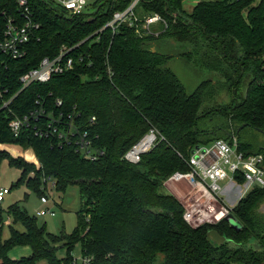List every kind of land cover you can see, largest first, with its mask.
Returning <instances> with one entry per match:
<instances>
[{
	"label": "trees",
	"instance_id": "obj_1",
	"mask_svg": "<svg viewBox=\"0 0 264 264\" xmlns=\"http://www.w3.org/2000/svg\"><path fill=\"white\" fill-rule=\"evenodd\" d=\"M184 1L144 0L146 8L171 19L170 27L151 39L131 26L115 32L105 26L113 10L124 9L130 0H105L91 13L71 12L56 0H27L24 7L18 0H0V30L8 18L32 22L23 58L10 60L0 53V84L6 96H13L9 107L0 109V145L31 149L38 160L16 157L0 146V163L7 159L21 169L12 187L26 185L42 197L49 181L59 192L77 184L82 196L76 228L61 235L15 202L6 208L12 222L4 236L0 202V264H264V186L233 207L242 224L238 230L225 219L190 224L183 204L163 191L171 174L189 170L197 145L236 137L242 151L264 154V144L246 131L264 134L259 130L264 131V0H199L190 14ZM165 42L179 43V53L161 48ZM63 48L70 50L75 66L22 89L20 77ZM175 54L210 72L192 92L165 66ZM40 105L46 114L16 136L11 116L23 117ZM212 115L222 122L201 126ZM50 120L69 137L54 132ZM151 127L165 139L138 163L130 162L127 151ZM80 131H88L102 152L96 158L79 149ZM211 229L229 241L213 243ZM251 237L258 247L244 249ZM78 242L81 262L73 255ZM232 242L238 246L231 247ZM17 246H29L31 253L11 257ZM59 247H66V256H57Z\"/></svg>",
	"mask_w": 264,
	"mask_h": 264
},
{
	"label": "built area",
	"instance_id": "obj_2",
	"mask_svg": "<svg viewBox=\"0 0 264 264\" xmlns=\"http://www.w3.org/2000/svg\"><path fill=\"white\" fill-rule=\"evenodd\" d=\"M18 1L21 6H26L27 0ZM56 1L75 13L95 12L105 2V0ZM143 3L144 0H130L124 9L113 10L112 16L105 26L112 28L115 32L120 26L127 25L134 27L135 31L140 35L151 39L159 38L170 27L171 19L160 12L149 10ZM177 17V13L172 15L173 23L177 21ZM31 28V21L16 23L13 19L8 18L5 27L0 30V53L6 54L10 60L23 58L27 54L26 45L31 39ZM69 51V49L63 48L55 58L44 57L37 67L25 72L20 77L22 89L32 82H45L53 74L63 73L66 70L72 69L75 66V62L72 56H68ZM7 92L8 90L1 87L0 84V109L9 107L13 100V96L10 98L6 96ZM61 104L62 100L58 99L57 105ZM45 114L44 108L40 105L37 109L30 111V113L25 114L23 117L15 114L12 115L9 120V126L12 132L18 136L24 126L29 125L32 119L38 120ZM69 117L73 119V114H69ZM95 120L96 117L93 116L91 121ZM55 123L54 120H50L49 126L53 127L54 132L59 133L62 138L67 139L69 132L64 128L59 129ZM70 128H72V125H70ZM163 139H165V136L157 128L151 127L127 151L125 155L126 159L132 163H138L143 154L149 152ZM78 144L79 149L87 157L94 159L102 153L94 147L93 140L89 136L88 131L79 132ZM196 147L193 149L194 151L192 150L191 156L188 159L189 170L175 171L165 180L164 186L169 187L167 184L172 183H185L189 186L188 200L192 196H198V199H203L206 203L221 202L222 209L213 213L218 221L225 219L233 209V206L227 205L222 197L226 190L245 187V192H249L255 187L264 186V154L242 151L239 148L236 137H233L232 140L216 139L210 143L199 145V148ZM240 178L244 179V183L239 181ZM222 180L227 181L225 186L220 182ZM9 191L10 188L8 187L0 188V202L4 200L5 194L9 193ZM41 200L43 203L49 201L46 195L42 196ZM181 202L185 208L184 219L192 225H198L194 224L192 220L194 221L200 216L209 214L204 206H197L196 203H190L186 199ZM53 212L50 209H42L37 214L47 215Z\"/></svg>",
	"mask_w": 264,
	"mask_h": 264
},
{
	"label": "rangeland",
	"instance_id": "obj_3",
	"mask_svg": "<svg viewBox=\"0 0 264 264\" xmlns=\"http://www.w3.org/2000/svg\"><path fill=\"white\" fill-rule=\"evenodd\" d=\"M198 2L199 0H185L183 3V9L186 13L190 14ZM161 48L166 51L172 50L173 53H179L181 45L176 42H165L163 43ZM165 66L170 67L177 72L189 92L194 91L203 80L209 77L210 74V72L206 69L200 68L195 63L187 60L179 54L171 56L166 61ZM210 77L212 78V76ZM219 97H221V95ZM221 98H224V96ZM221 98L219 101H222ZM206 104L211 105L212 103ZM222 120L223 119L221 116L212 115L203 119V121L201 122V126L210 127L219 124L220 122H222ZM246 131L249 136L252 135L254 137V141L260 144H264V134L257 132L252 128H247ZM0 146L1 148L8 150L12 155L16 157L24 156L27 160L38 163L35 153L31 149L25 150L19 145ZM20 175L21 169L15 166H11L8 163L7 159H4L0 163V188H10L9 193L5 194L4 200L1 202V205L5 209L4 236L7 237L9 235V224L12 222V217L6 212V208L15 202H19V204L23 208L27 209L29 214L37 216L39 224H45L47 230L51 233L56 235H61L62 233H71L77 226L78 212L81 209L82 196L79 186L77 184H71L68 186L65 192H59L53 187L52 181H49V183L46 185V193L49 201L47 203H43L41 200V196L28 186L21 185L18 187H12V185L16 183L20 178ZM220 182L223 186L227 184L226 180H222ZM167 185H169L172 191L167 186H164L163 191L166 193H172L180 202L186 199L190 203H196L197 206L206 207V211L209 214L206 216H200L194 221L192 220L194 224L201 225L206 223L215 225L221 221H218L215 218V214H213L214 211L222 209L221 202L217 203L214 201L206 203L203 199H198V196H192L190 197V200H188V185H186L185 183H172ZM245 190V187H237L235 190L229 189L225 191L222 197L224 198V201L227 205L234 207L239 201L241 195H243L242 197H244L249 193L248 191L245 192ZM42 209H50L54 212L47 215H38L37 212ZM16 226L19 229H23V226L19 223L16 224ZM230 245L231 247L238 246L234 242H232ZM241 246L244 247V249L257 248V239L255 237H251L246 241V243L242 244ZM28 247L29 246H17L10 251V256L13 258H19L22 255H29L31 253V248ZM66 253V247H59L57 250L58 257H64L66 256ZM73 255L78 259L79 262H81L82 244L80 242L75 244Z\"/></svg>",
	"mask_w": 264,
	"mask_h": 264
},
{
	"label": "water",
	"instance_id": "obj_4",
	"mask_svg": "<svg viewBox=\"0 0 264 264\" xmlns=\"http://www.w3.org/2000/svg\"><path fill=\"white\" fill-rule=\"evenodd\" d=\"M153 51H156V46L153 47ZM261 132L264 133L263 130L259 129ZM196 148H199V145H197ZM194 151V150H193ZM225 220L235 229H241L242 224L239 221V219L234 215L233 212L229 213L226 217ZM208 237L212 240L213 243L215 244H223L227 241H229V238H227L224 235H221L216 229H211L208 231Z\"/></svg>",
	"mask_w": 264,
	"mask_h": 264
},
{
	"label": "crops",
	"instance_id": "obj_5",
	"mask_svg": "<svg viewBox=\"0 0 264 264\" xmlns=\"http://www.w3.org/2000/svg\"><path fill=\"white\" fill-rule=\"evenodd\" d=\"M228 196V195H227ZM240 200V199H239ZM29 248V247H28ZM23 256V255H22Z\"/></svg>",
	"mask_w": 264,
	"mask_h": 264
}]
</instances>
